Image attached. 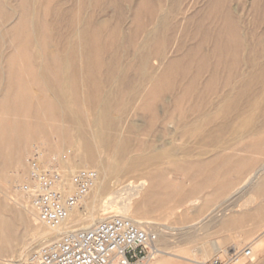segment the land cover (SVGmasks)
Returning <instances> with one entry per match:
<instances>
[{
    "label": "bare ground",
    "instance_id": "6f19581e",
    "mask_svg": "<svg viewBox=\"0 0 264 264\" xmlns=\"http://www.w3.org/2000/svg\"><path fill=\"white\" fill-rule=\"evenodd\" d=\"M78 1L77 9L79 12L77 15H74L73 7L66 6L67 0L61 2L60 0H20L18 7L16 6L19 10L13 8L9 11L11 7L9 5V13L5 10V6L0 4V13H2L0 19L3 22L0 28V44L4 42V36L10 34V40L7 41H10L12 45L9 47L11 51L8 48V51H10L8 57L10 58L5 65L15 75L19 74L21 76L22 73L28 71L31 74V82L42 93L39 96L35 93L36 90L34 92L29 89L27 83L30 82L28 81L30 76L28 78L25 76L28 82L24 78L18 77V75L14 80L8 78L7 81L11 80L8 83H5L7 81L0 82V111H2V114H0L2 115L0 116V157L3 149L9 151V154L5 151L4 153L7 156L15 157V162H17L14 164L16 167L13 166V168H16V170L13 169L15 171L13 174L16 177L21 174L22 177L21 171L25 170V167H23V170L20 169L23 166L20 161L21 152L26 148L32 137L36 135L39 137L45 136L47 132L54 131L63 133L61 142L65 143V141L72 142L71 135L76 131L84 152L83 155L76 156L74 162L88 163L93 158V150L96 147L106 151L109 156L110 160H107L104 164V171L107 174H115V179H112L111 182V189L102 195L105 204L99 209L102 211L99 214L100 216L96 217L97 213L94 214L92 211L85 215L78 214L71 220L74 223L71 226L66 224L56 230L49 229L47 232L46 230L39 233L35 232L34 238H41L53 232L56 236H59L66 232L69 227H78L76 225H81L79 228H87L91 224L113 215L128 217L143 225L144 221L139 220V216L131 215L133 213L131 209L135 205L137 209H144L148 212L158 211L162 207V203L152 207L149 199L159 198L160 202V199L164 196L171 197V194L165 193V189L164 192L160 191V185L166 180L169 181L166 176H169V173L175 167H183V165H186L187 168L193 167V169H195L194 167L205 169L209 166L214 170L210 169L211 171L209 170V173L203 176L202 181L204 183L208 184L214 181L219 184L218 188L222 187V183L224 185H234L230 195L237 193L238 197L236 199L240 202L237 201V208L232 210L230 214L233 216L232 225H234V220L243 222L244 220L241 219L263 213V208L255 204V196L264 195V162L259 168L243 174L245 165H251L252 158L234 157L222 155L221 153L226 149H236L237 147L251 149L252 151L264 150V31L258 32L253 28L248 31L243 29L244 19L240 14L241 11L239 12L235 5V0H206L203 9L190 12V14L183 17L184 25L181 30L180 27L177 28L181 22L177 20L180 18H177V15L183 14L182 16H184L186 11H183L189 7L190 0H168L165 9L161 7L163 0H107L106 4L117 9L120 22L114 25L111 30L107 28L109 26L108 20L102 18L104 15L101 14L102 19L98 18L100 9L95 10L96 7L98 8L101 5L102 0H91V2L77 0L76 2ZM128 2V6L131 7L132 11L131 19L137 23V28L134 29V32L125 36L121 28L122 21L125 20L122 9ZM105 3L104 5H106ZM248 5L264 19V0H252ZM104 7L101 8L103 12L106 11ZM8 21H11L9 27H7L8 24L5 25L9 23ZM148 25L149 27H147ZM171 26H174L172 30L170 29ZM170 30L171 35L168 33ZM139 31L142 33L141 35ZM249 40L254 41L252 47L248 45L251 43H248ZM209 43L211 47H208ZM230 54L232 55L230 58L233 57L234 64L236 62V65H238L242 60L241 64L243 63L242 65L247 70L241 71L238 70V66L228 65L227 57L229 58L228 55ZM1 56L2 52L0 51V58ZM78 58L82 60L84 83L88 93L87 103L94 112L93 124L97 129L96 144H93L94 142L87 135L88 132L85 133L81 121L79 110L81 107H79V99L76 93L78 65L81 62H77ZM211 59H214L215 62ZM230 64L232 65V63ZM3 68L8 70L0 64V72L3 71ZM221 69L224 71L229 69V71L220 74L219 70ZM205 73H207V77L205 76L206 78L203 79L202 76ZM6 75H9V71ZM219 77L221 78L220 81L218 80ZM201 78L204 80L202 82L203 87L198 91L197 84ZM32 83L30 84L33 85ZM103 85H109L110 89L105 90ZM81 92L79 93L81 94ZM206 96L208 98L212 96V98L205 99ZM133 102L138 103L136 104L139 105L137 109L142 115H146L149 120V131L153 129L157 122H160V124H174L173 131L180 128V134L197 137L199 147L203 149L210 147L215 156H212L209 160L206 157V160L203 157L204 160L192 159L190 158L191 154L190 157L184 155L185 157L182 158H173L171 153L157 151L153 148L154 145L152 147L143 146L142 139H139L141 144L131 145V142L135 139L132 135L134 125H129L127 132L122 134L118 127V120L121 114L126 112L125 107L128 106V103ZM3 113L6 117L13 116L12 123L8 127L3 124ZM6 117H4V121H6ZM31 118L33 120H30ZM42 118L52 121L49 122V125L47 124L48 126H44L41 122ZM58 119L66 125L64 127L57 126L54 120ZM234 119L240 122L239 129L230 126V120ZM129 121H132V119ZM225 129H230L235 137L234 141H230V145L224 144L222 141ZM164 131L166 132V128H164ZM90 134L92 133L90 132ZM152 136L154 135L152 134ZM226 137L228 138V136ZM58 138L61 137L58 136ZM32 143L30 144L32 145ZM154 147L159 149L157 146ZM60 151L58 150V152ZM78 151L76 150L77 153ZM67 152L69 151L67 150ZM196 154L198 155V152ZM199 156H202V154ZM208 156H210V153ZM10 161L8 160V163ZM64 162H66V159ZM1 167L4 170L5 166ZM135 171L139 172L137 180L129 179L125 184L121 181L123 176L131 172L135 174ZM4 173L3 177L6 175ZM130 178L135 179V176L132 175ZM22 179L24 180V178ZM19 181L21 180L19 179ZM203 182L201 183L203 184ZM67 184H70L72 188L71 181L64 182V186ZM224 185L223 187H225ZM233 185L230 186L233 187ZM230 186H228V189ZM19 187L22 189L24 186ZM102 188L103 185L100 184L98 192ZM24 191L28 192V189ZM18 199L17 197L15 200ZM176 201L178 202V200ZM2 203L0 202V245L3 246L0 247V252L12 250L14 245L19 242L22 233L20 234L16 227L20 222L27 224L29 215L31 217L33 215V219H36L34 210L31 207L30 209L26 208L28 205H25L23 209L20 208L21 210L18 208L19 210L12 216L10 214L12 209L9 207L11 210H8L9 213L6 215L5 206L7 204L5 205L4 201ZM178 206H173L172 210L175 211ZM132 210L135 213L136 210ZM145 211L143 215L146 213ZM148 212L146 214H149ZM208 212L204 218L212 222L219 219L214 222V226H216L220 223L222 225L227 209L213 207ZM107 213L112 214L106 215ZM6 216L8 217L6 218ZM15 217H17V221ZM226 223L228 224L227 220ZM206 225L208 226V224ZM187 226L183 227V232H180L181 227H173L172 224L169 226L163 223L162 229L157 231L156 245L171 246L173 244L172 234L175 232L180 233L182 240L191 244L195 241L196 229L193 226ZM148 227L151 228V225ZM159 228L161 227L159 226ZM21 236L25 238L23 235ZM190 251L196 252V248L190 247ZM194 258L192 260L203 263L197 259L196 253H194Z\"/></svg>",
    "mask_w": 264,
    "mask_h": 264
},
{
    "label": "rangeland",
    "instance_id": "374dc122",
    "mask_svg": "<svg viewBox=\"0 0 264 264\" xmlns=\"http://www.w3.org/2000/svg\"><path fill=\"white\" fill-rule=\"evenodd\" d=\"M6 1H7V3H6ZM61 1H64V0H60V2ZM67 1H68L67 3L68 4L70 3V4L68 5L66 3V6H70L71 8L73 7L72 11L74 12V15L75 14L77 15L78 12H79V10L77 9L78 5H79V1L78 2H76L77 0H74V1L73 0H67ZM167 1L168 0H163V2L161 4V7L163 9L166 8V5L168 4ZM235 1H236V3H235ZM235 1H233V3H235L238 11L239 12L241 11L240 14H241V16L244 19V24L245 25L243 24V29H246V31H248V30H252L251 28H253V30L256 29L255 31H258V32L259 31H264V19H263V17H261L260 14L256 13L255 11H253V9H251L250 5H248V4H250V2L252 0H238V1L235 0ZM19 2H20V0H9V2H8V0H0V4L5 6V10L6 11L9 10V7H10L9 5H11L9 11L13 10V8L16 9L18 7L17 5H18ZM88 2H91V0H88ZM105 2L107 3V0H102L101 5L98 8L96 7L95 10L98 11L100 9L99 10V14H98V18L99 17H100L99 19L106 18L108 20V24H109V26L107 25L108 26L107 28L111 30V29L114 28V25H116L117 23H120L119 20H118V11H117L116 8L109 6V4H106ZM205 2H206V0H190L189 1V3H190L189 7L186 6L187 8H185V10L183 11V12L186 11L185 12L186 14L184 13V16H182L183 14H179L180 16L177 15V18L180 17L177 20H180L182 22L184 20L183 17H185L188 14H190V12L192 13V12L197 11L198 9H203L205 7ZM104 3L106 5H104ZM72 4H74L76 6H74ZM128 5H129V2L122 9V12H123V15L125 17V20L122 21L121 28L123 29V33H124L125 36L126 35L128 36L130 33L134 32L136 30L135 28H137V23L134 20L131 19L132 11H131V7L128 6ZM193 5H195L196 8L193 7ZM103 7L106 10V11H104L105 13L103 11H101V8H103ZM106 7L107 8L109 7V8L107 9ZM18 10L19 9L17 8V11ZM9 11H8V13H9ZM100 11H101V13H100ZM253 13H254V15H253ZM1 14L2 13H0V16H1ZM101 14L104 15V17L101 18V16H102ZM105 15H106V17H105ZM255 16H256V18H255ZM245 20H246V22H245ZM260 20H261V23H260ZM0 22H1V24H0L1 25L0 28H1L2 25H3L2 24L3 22L1 21V19H0ZM8 22L9 23L5 24V25L8 24L7 27H9L10 24H11V21H8ZM181 22H180L179 26L177 27V28L180 27V30H181V28L184 25V21L182 22V24H181ZM147 27H149V25ZM171 27L172 28H170V29L172 30L174 28V26H171ZM248 27H249V29H248ZM171 30L168 32L170 35H171ZM141 34L142 33L140 32V35ZM9 38H10V34L9 35L6 34L4 36V42L0 44V51L2 52V56L0 58V64L3 67H6V68H7V65H5V64H7V62L9 61V58H10V57H8L9 56V52L11 51V48H9V47L12 46L11 42L7 41V40H10ZM248 43H250L248 45L250 47H252L253 44H254V41L253 40H249ZM5 44H6V47H5ZM208 47H211L210 43L208 44ZM3 48H5V49L3 50ZM8 48L10 49V51H8L9 50ZM228 56H229V58L227 57L228 65H230L232 67L234 65H235L234 67L238 66V70H241V71H246L247 70L242 65L243 63L241 64L242 60H241V62L238 65H236L237 63L235 62V64H234V61L232 59L233 57L230 58L232 55L230 54ZM211 60L213 62H215L214 59H211ZM16 61H19V60H16ZM77 62L78 63L80 62V64L78 65L79 72L77 73L78 76L76 78V82H77V91H76V93H77V96H78V99H79V107H81V108H79L80 113H81V121L83 122L82 125H83V129H84L85 133L88 132V134L87 133L86 134L94 142V143L93 142L92 143L96 144L95 136H96V130L97 129H96V127H94V124H93V122H94V112H92L93 111L92 108L87 103L88 102V99H87L88 98V93H87L86 85L84 83L85 82V79H84L85 76H84V73L82 71V60H81V58H78ZM230 63H232V65ZM230 70H232V69H230ZM8 71H9V75H11L12 77H10L9 75H6L8 73ZM228 71H229V69H228ZM228 71H226V70L224 71L223 69L219 70L220 74H222L223 72L226 73ZM11 72H10L9 69L5 70V68H3V71L0 72V78H1L0 82L4 83V81H7L8 78L9 79L11 78V80H14V78L17 75H18V77L20 76L19 74L15 75L13 72L12 73ZM24 73H22L20 77H22V79L24 78V80H26V78H28L30 76L28 78V81H30V82L27 83L29 89L34 91V92L36 90L35 93L37 95L41 96L42 95V93H40L41 91H39L38 87L35 86L31 82V79H30L31 78V74L28 71H27V73H25V75H24ZM26 74H28V75H26ZM7 76H9V77H7ZM25 76H26V78H25ZM205 76L207 77V73H205L202 76V78L205 79L206 78ZM81 77L84 80H82ZM202 78H201L202 81L200 80L198 82V84H197L199 86V84L201 83L199 87L197 86L198 91H200L202 89L201 87H203L202 86V82L204 80ZM219 79H221V78L219 77L218 80ZM11 80H9V81H7L5 83L10 82ZM28 81L26 80V82H28ZM81 82L83 84H80ZM30 83H32L33 85H31ZM103 86L105 87L104 88L105 90H109L110 89L109 85L108 86L103 85ZM81 87H85V88L81 89ZM33 88H34V90H33ZM79 92H81V94ZM204 98L206 99V98H208V96H206ZM210 98H212V96H210ZM210 98H208V99H210ZM82 102H84V103H82ZM136 104H138V103L137 102L128 103V106L125 107L126 112L121 114V117L118 120V122H119V126L118 127H119L120 131L122 132V134L123 133L125 134L127 132V129L129 127V125H134V129H133L132 135H133V139L134 138L135 139H134V141H132L133 143L131 142V145L140 143L139 139H142L141 141H143V142H141V143H142L143 146H151V147L153 145L157 146V147H159V149L154 147V146H153V148H155L157 151H165V152L171 153V156L173 158H182V157H185V156L190 157L192 155L190 157L192 159H199V160H204L205 159L206 160V158H208V160H209V158L211 159L212 156L213 157L215 156L213 154L212 149L210 147L205 148L206 150L199 147L200 144L198 142V138L197 137H189V136H187L185 134H180L181 133L180 132V128L175 129L176 131H173L174 127H175L174 124H163V123L160 124V122H157L156 125L153 126V129H151L149 131L148 128L150 126V122L148 123L149 120L147 119L146 115H142V113H140V111L137 109L139 107V105H136ZM34 106H35V104H34ZM84 107H86L87 109L84 108ZM0 114H2V111H0ZM3 115H4V113H3ZM89 115H90V117H89ZM136 115H138V116H136ZM0 116H2V115H0ZM4 117H6V116L5 115L3 116V124L6 127L10 126L11 123H12V120H13V118H12L13 116L10 115V116L6 117V121H4L5 120ZM124 117H125V119H124ZM131 119H132L133 122L129 121ZM140 119H142L143 121L140 120ZM30 120H33V118H31ZM234 120H230V123H231L230 126H232L233 128L236 127L235 129H239V127L241 125V124H239L240 122H238V120H235V121ZM51 121L52 120L47 119V118H42L41 119V122L44 124V126L45 125L48 126L50 124L49 122H51ZM122 121H123V123H122ZM61 122L62 121L59 120V119L58 120H54V123L57 126H61V127L63 126L64 127L66 124L64 122H62V123ZM59 124H61V125H59ZM123 126H124V128H123ZM143 126H146V127H143ZM138 127H139V129H138ZM156 127H157V129H156ZM91 128H93L94 131ZM136 128H137V130H136ZM164 128H166V132L164 131ZM147 129H148V131H147ZM143 130H144V132H143ZM225 130L226 131H225L224 134H227L226 136H228V138L223 134L222 135V141L224 142V144L230 145L231 144L230 141H234L235 137H234V134L232 133V131H230V129L229 130L225 129ZM154 131H156V132H154ZM90 132L92 134H90ZM74 133H76V131H74L72 133V135H71V137L73 139L72 142L71 141L70 142L69 141L68 142L65 141V143L61 142V140L63 138V133H56L54 131L47 132L45 134V136H40L39 137L38 135H36V136L32 137V139H30L28 141V143L26 145V148L23 150L24 152L23 151L21 152L20 161H21V164L23 163V166L20 167V169L23 170L24 169L23 167H25V170L21 171L22 172V177H21V174L18 175V177H16V175L13 174V173H15L14 170H16V168H13V166H14V164L17 163V162H15V160H16L15 157H12V156L10 157L9 155L7 156L4 153L5 150L4 149L2 150V155L0 157V162H1V160H2V162H1L0 166H5L6 169L4 168V170H2L3 167L0 168V173H1L0 174V176H1L0 177V181H2V182H0V202L2 203V201H4L5 205L7 204L5 206L6 207V210H5L6 211V215H8V213H9L8 210L12 209L10 214L12 216H14L15 215L14 213H16L20 208L21 209H23V207L25 208V205H28V206H26V208L30 209L29 192H25L24 191L25 189H28L30 187V185H31L30 181H29V178H28V162L30 160H37L38 162L44 163V164L52 163V164H55V165H56V162H57L58 163L57 164L58 167L62 170L63 174L65 175V178H64V175H63L64 180L65 181H69V182L71 181L70 178H72V176H70V175H73L74 173H76L78 171L87 170V169L95 171V173H96L95 182L93 183V186L91 187L90 191L85 196V198H83L78 203V205L72 210V212L70 213L69 220L67 222L68 226H71L72 224H74V223L71 222V220L75 216H77L78 214L85 215V214H89L92 211V212H94V214L97 213L95 215L97 217L100 213H102V211L99 210L105 204L104 199L102 198V195L105 194L106 192H108L111 189L112 179L113 180L115 179V174L114 175L111 174V173L107 174L104 171L105 170L104 169V164L107 162V160H110L109 156H108L106 151H103L101 149H97L95 147L94 148L95 151L93 150V158L91 160H89L88 163H86V164L83 163V162L75 163L74 162V158L76 156H78V155H83L84 149L82 150L83 147H82V143H81V141H80V139L78 137V134L77 133L74 134ZM151 133L154 136H152ZM51 134H52V136H51ZM142 134H143V136H142ZM37 136H38V138H37ZM58 136L61 137V138H58ZM224 136H225V138H224ZM194 138H196L197 140L194 139ZM135 140H136V142H135ZM149 140L151 141L150 143H149ZM76 142H77V145H76ZM194 142L196 143L195 145L193 144ZM30 143H32V145ZM187 143H190L188 145H191V146L188 147ZM79 144H80V146H79ZM31 146H32V148H34L33 150L31 148ZM73 146H74V148H73ZM35 148H37V149H35ZM49 148H50V151H49ZM55 148H56V150H55ZM181 148H182V150H181ZM237 149H239V150H237ZM26 150L28 151V153H27ZM58 150L59 151L61 150V151L58 152ZM64 150H66V151H64ZM67 150L69 152H67ZM76 150H79L78 153L76 152ZM249 150L237 147L236 149H230V150L226 149V150L223 151L224 153L222 152L221 154L222 155H230V156H234V157H243L244 156L246 158H252V160H253L252 162L253 163L251 162V165H245V167H244V169H245L244 171L245 172H243V174H245L247 172L252 171L253 169L259 168L260 165L263 164V162H264V150H259V151H252L251 149H249ZM5 152L6 153L8 152L7 154H9V151L6 150ZM43 152H44L45 155L43 154ZM186 152H187V154H186ZM197 152H198V155L196 154ZM101 153H103V154H101ZM193 153H194V155H193ZM209 153H210L211 157L208 156ZM38 154H39V156H38ZM55 154H57L56 156H58V157H56ZM200 154H202V156H199ZM3 155H4V157H3ZM178 155H179V157H178ZM203 155H205V156H203ZM24 156H26V157H24ZM195 156H198V157L196 158ZM3 158H5V159L3 160ZM22 158H24L25 160L22 159ZM65 159H66V162H64ZM8 160L9 161L11 160L10 161L11 163L10 162L8 163ZM41 160H43V161H41ZM49 160H51V161L48 162ZM3 161H4V164L2 165ZM14 167H16V165ZM194 168L195 169H193V167L192 168L191 167L187 168L186 165L185 166L183 165V167L182 166H178V167H175V169H173L169 173V176L168 175L166 176L167 177L166 179H169V181L166 180L163 183H161L159 189H160L161 192L162 191L164 192L166 190L165 193L171 194V197L164 196L163 197L164 199L161 198L160 202L158 200L159 198H150L149 199V202L152 203V207L154 205L157 206L158 203H162V205H161L162 207L159 208L158 211H149L148 212V211H145L144 209H137V207H135V205H134V207L132 209L136 210L137 212L135 211V213H134V211L132 209H131V211L133 213L130 211V214L132 213L131 214L132 216H139V220L144 221L143 226L147 225L146 226L147 228L155 230L156 233H157V231L159 229H162V224L163 223H164V225L171 226V224H172L173 227H181L182 229H180V232H183V230H184L183 227H185V226L188 227L187 225H189V227L193 226L196 229L195 241L191 242V244H189L190 242H187V241L185 242L184 240H182L180 233H176L175 232V233L172 234L173 237L171 239L173 241V244L171 246L163 247V246H158L157 245L158 253L150 261L151 262L150 264H155V263L157 264V261H158V264H210V262L215 257H219L222 261H224V260H226V258H228L230 256V254L232 252H234V251H238L239 252L244 247H249L251 249V252H252L251 257H245V256H242V255H239L237 260L234 261V262H231L230 264H264V213H261L258 216H255L256 218L255 217H252V218L246 217L244 219H241V220H244L243 222L240 221V220L238 222H236L234 220V225H232L233 224V221H232L233 220L232 219L233 216L230 215V214L232 213V210L237 208V201H238L236 199L238 197L237 193H235L236 195L234 193L231 194L232 196L230 195L231 191L233 190L232 188H234V185L230 184L231 186L233 185V187H231L230 185H224L222 183V181H221L222 187H223V185L225 187H223V188L220 187L221 188L220 189V188H218L219 184H216V182H214V181H212V183H208V184L204 183L202 181L203 176H206L209 173V170L211 168H209V166L207 168H205V169L201 168V167H194ZM212 171H214V170H212ZM3 172H5L4 174H6V175H4V177H3ZM71 172H72V174H71ZM130 174L135 176V179L134 178H130V176H132ZM138 175H139V172H137V171H135V174H134V172L128 173V174H126L125 176L122 177L121 181H123L124 184H125V183L128 182L129 179L130 180H137V176ZM231 175H233V173H231ZM22 178H24V180ZM16 179H17V181H19V179L21 181L17 182V181H15ZM171 182H173V183H171ZM201 182H203L204 185ZM199 183H200V185H199ZM100 184L103 185V188H102V190L100 192H98V188H99ZM162 184H163V186H162ZM67 185H69V186H67ZM67 185H66L67 188H65V190L66 189H68V190L70 189L71 190V185L70 184H67ZM205 185H206V187H205ZM19 186H24V187H22V189H21V187H19ZM228 186H230L231 189H230V187L228 189ZM172 187H173V189H172ZM223 189H225V190H223ZM167 190L168 191L172 190V191L168 192ZM210 194H212V195H210ZM179 195H182V196H179ZM229 196H231V197H229ZM263 196H259V195L255 196L256 197V200H255L256 203H260V204L264 205V197ZM17 197L19 199L15 200ZM178 197H180L181 199L180 198H179L180 200L177 199ZM239 198H240V196H239ZM176 200H178V202ZM204 200H206V201L204 202ZM19 202L20 203L22 202L21 205H20ZM154 202H157V203H154ZM239 202L240 201H238V203ZM176 205H179V206L176 207L175 211H173L172 208H173V206H176ZM7 206H8V208H7ZM17 206H20V207H17ZM14 207H15V209H14ZM92 207L94 209H96V211H94V209ZM213 207H217V208L219 207V208H222V209H224V208L227 209V212L225 214L226 216H224V218L222 220V225L223 226L221 225V223H220V225L217 224L216 226H214L215 225L214 224L215 220L218 221L219 219H215L214 222H212L209 219L204 218L209 213L208 211L211 208H213ZM144 211L146 213L148 212L149 214L145 213L143 215ZM229 211H231V212H229ZM172 212H174V213H172ZM138 213H140V214L138 215ZM109 214H112V213H107L106 215H109ZM146 216H147L148 219L146 218ZM7 217L8 216H6V218ZM30 217H31V215L28 216L27 224L26 223L23 224L22 222H20L18 224V226L16 227L17 231L20 234L22 233L21 235H23V237H25V238H22V236L20 235L21 238H20L19 242L14 245L12 250L9 249V250L3 251L4 253L0 252L1 253L0 254V264H29L28 258L30 256V254L37 248V246L39 244H41V242H43L44 240H46L48 238L57 237L55 235V233L53 232V233H49V234H47V235H45V236H43L41 238H34L33 235H34L35 232L39 233V232H41V231L43 232L45 230L47 232V230H49V229L46 228L45 226H43L40 223L38 224L36 219H33V215H32L31 218ZM142 217H145V218H142ZM4 218H5V216H4ZM16 218L17 217H15V219ZM200 219H201V221H200ZM226 220L228 221V224L226 223ZM16 221H17V219H16ZM197 222H198V224H197ZM33 223H34V225H33ZM230 223H231V225H230ZM205 224H208V226L207 225L205 226ZM150 225H151V228L148 227ZM76 226H78V227H75V226H72V227L73 228H79L81 225H76ZM159 226L161 228H159ZM33 227L35 228L34 230H33ZM70 228L71 227H69V229ZM21 229L23 230V232H22ZM176 236L178 237V239H177ZM260 240L262 241V243H261ZM259 241H260V243H259ZM1 246H3V245H0V247ZM215 246H217V247H215ZM253 246H255V247H253ZM190 247H195L196 248V252H191L190 251ZM8 252H10V253H8ZM194 253H196L197 259L199 261H202L203 263H198V262L192 260V259H195L194 258ZM154 261H156V262H154Z\"/></svg>",
    "mask_w": 264,
    "mask_h": 264
},
{
    "label": "built area",
    "instance_id": "2783aa9c",
    "mask_svg": "<svg viewBox=\"0 0 264 264\" xmlns=\"http://www.w3.org/2000/svg\"><path fill=\"white\" fill-rule=\"evenodd\" d=\"M29 202L36 221L56 230L67 224L70 213L85 198L96 179L94 170H82L65 190L58 165L28 162ZM157 233L124 216L113 215L87 228H70L44 240L30 254L29 264H149L158 253ZM251 257L249 247L234 251L226 260L215 257L210 264H230L238 256Z\"/></svg>",
    "mask_w": 264,
    "mask_h": 264
},
{
    "label": "crops",
    "instance_id": "0c3cea01",
    "mask_svg": "<svg viewBox=\"0 0 264 264\" xmlns=\"http://www.w3.org/2000/svg\"><path fill=\"white\" fill-rule=\"evenodd\" d=\"M255 204H257V205H259V206H261L263 209V211H264V205H262V204H260V203H255ZM262 211V212H263ZM264 213V212H263ZM259 214H261V213H258L256 216H258ZM252 217H255V216H251L250 218H252ZM256 218V217H255ZM237 221V220H236Z\"/></svg>",
    "mask_w": 264,
    "mask_h": 264
}]
</instances>
